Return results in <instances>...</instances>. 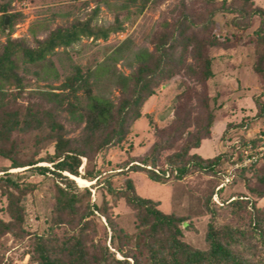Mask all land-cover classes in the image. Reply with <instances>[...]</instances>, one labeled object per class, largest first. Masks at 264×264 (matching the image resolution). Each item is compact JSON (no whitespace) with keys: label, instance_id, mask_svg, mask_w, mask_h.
I'll list each match as a JSON object with an SVG mask.
<instances>
[{"label":"trees","instance_id":"trees-1","mask_svg":"<svg viewBox=\"0 0 264 264\" xmlns=\"http://www.w3.org/2000/svg\"><path fill=\"white\" fill-rule=\"evenodd\" d=\"M104 1L112 6L108 0ZM149 1L142 0L138 13L143 12ZM187 1L180 0V12L174 22H163L164 31L155 39L153 49L143 50L137 55L135 71L120 77L122 92L117 103L93 94L87 97L85 106H77L69 100L70 97L78 99L80 91H93L91 79L101 74L102 66L94 71L76 66L74 73L57 88L61 93L41 92L45 106L32 105L22 109L16 98L4 90L24 88L25 66L47 62L49 56L60 48H69L82 38L106 41L111 34L123 32L119 16L107 27L95 24L94 15L53 30L37 22L30 28L35 47L24 39H12L8 35L0 52V158L9 165L0 166V194L7 200L9 220L0 218V260L7 252L5 238L8 235L16 240L26 237L23 200L35 187L29 179L52 175L60 179L55 190L56 218L53 223L64 230V235L62 238L41 236L34 240V257L39 264H264V209L246 196L223 200L221 205L212 209L208 204L211 200L206 203L210 219L205 234V250L184 241L183 228L188 226V216L163 212L157 201L137 193L131 178L127 180L126 188L115 192V195L133 211L135 226L139 230L135 245H131L129 233L116 229L110 218L109 206L91 205V189L102 183V177L100 172L90 169V164L108 148L126 139L132 124L142 117L144 104L162 82L183 74L186 79H193L195 85L205 88L213 78L211 48L229 49L233 46L230 38L222 41L214 34L216 14L236 13L233 25L242 33L252 28L254 17L259 16V27L249 41L264 49V11L255 5V0H232L237 5L234 8L232 3L211 0L213 7L203 21L190 12ZM0 12L4 16V25L10 5L3 3ZM18 16L10 14L9 28L15 25ZM39 29L48 31V34L39 38ZM241 38L242 35L238 37L239 41ZM50 65L47 74L55 73L51 62ZM254 71L264 75V51L259 52ZM187 88L178 97L173 123L156 130L154 146L144 158L128 166L129 172H143L161 184L172 179L181 181L195 172L220 179L223 168L236 160L238 143L245 146L249 141L245 137L234 141L228 153L212 158H204L194 152L204 140L211 138L216 116L205 94H199L203 104L201 115L193 116L189 108L181 113L188 95L193 92L192 88ZM263 97L264 92L254 101L258 111L255 120L264 118ZM65 112L78 126H83L76 137L69 136L62 120ZM249 124H242L243 129L248 130ZM190 125L194 129L187 132ZM51 145L54 153L46 159L38 158ZM166 150L171 152L163 164L161 159ZM84 159L86 167L82 175ZM46 161L52 164L51 168L40 165ZM262 164L264 162H258L242 169L233 183L244 173L258 172ZM17 169L22 170L10 172ZM72 177L96 183L92 188L82 189ZM258 180L264 184V173L258 174ZM224 189L216 191L215 195ZM254 195L264 198V190L256 191ZM219 210L232 215L234 224L219 221ZM97 218L108 222L104 240L98 234Z\"/></svg>","mask_w":264,"mask_h":264},{"label":"rangeland","instance_id":"rangeland-1","mask_svg":"<svg viewBox=\"0 0 264 264\" xmlns=\"http://www.w3.org/2000/svg\"><path fill=\"white\" fill-rule=\"evenodd\" d=\"M112 6H108L104 0H0L10 5L8 24L3 25L4 16L0 12V52L6 43L8 35L12 39H24L35 47L34 37L30 34V28L37 22L44 23L49 30L58 26H66L75 20H86L94 15V23L101 26H109L119 16L123 22L124 31L111 34L106 41H93L82 38L78 43L69 48H60L49 56L47 62L39 65L25 66L23 72L24 88H10L4 91L16 98L17 104L24 109L28 106H45V100L41 92L52 91L61 93L57 88L74 73L76 66L84 70H96L100 66L101 74L93 77L92 92L80 91L78 99L70 97L69 100L77 106H85L90 94L103 96L117 103L121 97V76H128L138 66L137 55L143 50H152L155 39L164 31L163 22H174L180 12V0H150L142 13L140 10L142 0H108ZM218 2L232 3V0H217ZM211 0H188L190 12L198 19H206L213 6ZM255 5L264 11V0H255ZM217 6V5H216ZM98 11L93 14V12ZM10 14H18L16 23L11 28ZM237 18L236 13L224 12L214 16V34L222 41L230 38L233 46L229 49L211 48L210 53L214 58L212 69L214 76L206 87L195 85L193 79H186L183 74L173 79L165 80L155 90L142 108V117L135 121L121 143L108 148L100 157L90 164V169L100 172L102 183L88 182L80 177L77 185L84 188H92L91 205L109 206L110 218L117 230H124L132 237V244L136 243V235L139 230L135 226L133 211L126 206L123 199H117L115 192L126 188L129 178L133 180L137 193L147 199L159 203V209L165 213H176L189 217L188 226L183 228L184 241L194 248L205 250V234L210 215L206 209V203L210 208L221 205L223 200L232 197H248L254 200L259 208L264 209V198H257L254 192L264 190V184L258 180V174L264 173V164L258 172L244 173L240 180L225 187L224 191L215 197L220 180L214 175L204 172H195L181 181L170 180L165 184L151 180L143 172H129L128 166L136 164L147 155L156 142V130L169 127L174 119L178 106V97L188 88L193 92L188 95L187 104L181 110H191L193 116L202 114L203 104L199 94H205L211 110L215 113L213 134L211 138L202 142L195 150L198 155L211 158L216 155L229 152V147L241 137L254 140L258 144L264 136V118L256 119L257 108L255 99L264 92V75L260 76L254 71L258 61L259 52L264 49L251 44L249 37L254 36L259 27L260 17L255 16L253 27L242 33L233 25ZM6 19V18H5ZM6 28V29H4ZM48 31L39 29L37 36L44 38ZM242 35L241 41L238 37ZM121 48L117 53L115 51ZM50 62L55 73H48ZM53 88V89H52ZM264 102V97L262 98ZM62 120L70 137L80 134L83 126H78L65 112ZM249 124L245 130L242 124ZM193 125L187 129L192 132ZM171 150H166L162 155V163ZM54 153V146L45 148L38 158L46 159ZM264 162V158L259 161ZM9 163L0 158V166ZM42 166L52 167L48 161ZM86 160H83L81 174H85ZM228 169L226 165L223 173ZM22 169L11 170L12 173ZM2 173H0V176ZM35 187L24 198L25 230L24 240H16L8 235L5 238L7 252L0 260V264H39L34 257V240L44 236L62 238L64 230L53 223L56 218L54 213L56 185L60 179L56 176H35L29 179ZM7 200L0 194V218L8 221L6 212ZM90 217V216H88ZM217 218L221 222L234 224L235 220L227 211L219 210ZM98 234L104 240L107 220L97 218ZM109 234L111 230L108 229Z\"/></svg>","mask_w":264,"mask_h":264},{"label":"built area","instance_id":"built-area-1","mask_svg":"<svg viewBox=\"0 0 264 264\" xmlns=\"http://www.w3.org/2000/svg\"><path fill=\"white\" fill-rule=\"evenodd\" d=\"M260 137L262 141L258 144L253 143L251 139L245 146H240L238 143L236 160L227 164L228 169L222 173L217 191L232 184L242 169L249 168L264 158V136ZM215 197L217 198V195Z\"/></svg>","mask_w":264,"mask_h":264},{"label":"water","instance_id":"water-1","mask_svg":"<svg viewBox=\"0 0 264 264\" xmlns=\"http://www.w3.org/2000/svg\"><path fill=\"white\" fill-rule=\"evenodd\" d=\"M9 17L6 18V24H8Z\"/></svg>","mask_w":264,"mask_h":264},{"label":"crops","instance_id":"crops-1","mask_svg":"<svg viewBox=\"0 0 264 264\" xmlns=\"http://www.w3.org/2000/svg\"><path fill=\"white\" fill-rule=\"evenodd\" d=\"M213 129H214V127L212 128V134H213ZM212 136V135H211ZM195 152V151H194ZM217 156V155H216ZM215 157V156H214ZM205 158V157H204ZM212 158V157H211Z\"/></svg>","mask_w":264,"mask_h":264},{"label":"bare ground","instance_id":"bare-ground-1","mask_svg":"<svg viewBox=\"0 0 264 264\" xmlns=\"http://www.w3.org/2000/svg\"><path fill=\"white\" fill-rule=\"evenodd\" d=\"M74 178L80 181V179H79V178H77V177H74Z\"/></svg>","mask_w":264,"mask_h":264}]
</instances>
